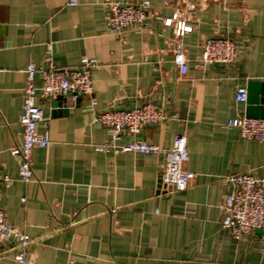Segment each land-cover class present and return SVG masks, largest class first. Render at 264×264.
I'll use <instances>...</instances> for the list:
<instances>
[{
    "label": "crops",
    "instance_id": "0c3cea01",
    "mask_svg": "<svg viewBox=\"0 0 264 264\" xmlns=\"http://www.w3.org/2000/svg\"><path fill=\"white\" fill-rule=\"evenodd\" d=\"M70 1L0 0V170L11 179L0 186V209L31 238L34 264H264L257 247L262 234L236 241L220 226L229 192L221 178H264V142L244 140L227 126L250 107L235 101L237 88L245 87L248 98L251 82L264 89V0H236L225 9L191 0L193 29L178 41L187 61L183 76L169 46L173 28L160 20L151 18L143 34L108 30L105 2L135 0ZM148 1L161 18L185 16L181 0ZM214 37L238 47L231 65L200 61L202 44ZM82 58L98 64L93 95L67 96L61 108L36 98L48 120L49 145L32 151L33 179L24 183L18 158L10 155L22 136L24 70L47 59L77 69ZM147 103L166 119L97 150L111 142L97 112ZM178 134L186 137L185 169L193 178L185 192L163 195L164 155L118 149L141 140L168 150ZM12 245L1 244L0 264H18Z\"/></svg>",
    "mask_w": 264,
    "mask_h": 264
},
{
    "label": "built area",
    "instance_id": "2783aa9c",
    "mask_svg": "<svg viewBox=\"0 0 264 264\" xmlns=\"http://www.w3.org/2000/svg\"><path fill=\"white\" fill-rule=\"evenodd\" d=\"M236 0H200L205 5L217 8H227L230 2ZM184 5V17L175 12L169 18H161L153 14L152 5L148 0H135L128 5L106 1L108 10L106 26L112 33L119 34L124 30L143 34L148 32L151 18L160 20L162 25L173 28L174 38L169 42L173 53V61L179 69L180 75L188 71L187 61L182 44L178 41L193 29L187 22L196 5L191 0H181ZM70 5H78V0H71ZM238 47L228 38H208L201 48L200 61L202 64L231 65L237 56ZM50 48L46 57H50ZM47 64L36 67L27 64L24 72L26 80L22 88V114L19 125L22 128L21 142L10 149V155L18 158V179L28 183L33 179L32 151L35 148L46 149L49 145L48 120L43 114V109L36 103V98L50 102L58 97L72 96L78 100L83 96L93 95L92 70L97 68V61L89 58L80 60L77 69L57 68L49 59ZM40 86L36 85V78ZM248 92L245 87L236 90L235 101L246 103ZM91 104L96 102L91 98ZM166 119L160 108L152 103H147L139 108L124 111L110 109L99 111L96 122L104 127L111 136L110 144L97 148L104 151L113 147V141L120 138L121 134L134 137L148 125H157ZM227 126L238 130L242 139L248 141L264 142V120L249 118L244 115L228 120ZM122 153H137L144 155L163 154L165 162L161 166L160 192L163 195L185 192L191 185L193 175L185 169L189 153L184 134L175 135L171 147L165 150L157 145L148 144L141 140H131L118 149ZM221 180L229 186L221 210L223 218L220 226L229 232L231 237L239 241L247 235H254L261 231L258 237V250L264 252V178H255L248 174H235L223 176ZM11 179L0 170V186L9 184ZM22 202L25 200L22 199ZM12 242L15 254L14 260L18 264H34V260L27 252L31 238L9 224L3 211L0 209V246ZM0 253V259L2 258Z\"/></svg>",
    "mask_w": 264,
    "mask_h": 264
},
{
    "label": "water",
    "instance_id": "95a60500",
    "mask_svg": "<svg viewBox=\"0 0 264 264\" xmlns=\"http://www.w3.org/2000/svg\"><path fill=\"white\" fill-rule=\"evenodd\" d=\"M259 84L251 82L248 85V90H249V98H248V105L250 106L247 113L246 117L249 118H257V119H262L264 120V89L259 91ZM264 88V85H262ZM66 97H58L55 99L53 102V108H61L63 103L65 102ZM261 105V106H259ZM139 108L140 104H133L130 107H120L115 110L117 111H124V110H129L133 108ZM257 234H261V231H256Z\"/></svg>",
    "mask_w": 264,
    "mask_h": 264
}]
</instances>
